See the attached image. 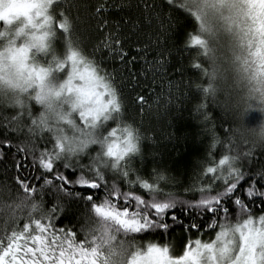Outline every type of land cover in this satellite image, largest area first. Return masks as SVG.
I'll use <instances>...</instances> for the list:
<instances>
[{"label":"snow or ice","instance_id":"snow-or-ice-1","mask_svg":"<svg viewBox=\"0 0 264 264\" xmlns=\"http://www.w3.org/2000/svg\"><path fill=\"white\" fill-rule=\"evenodd\" d=\"M16 3V7L0 9L5 27L16 17H25L0 51V86L22 94L35 86V92L29 96L34 102L26 104L17 96L18 108H0V165L5 171L15 165L18 173L15 198L9 203L0 196L4 214L0 264H101L102 238L84 233L81 239L75 231L76 225L83 231L76 214L84 219L89 209L101 218L105 236L115 228L144 242L145 249L138 248L129 264H264V125L250 129L242 122L253 102L260 107L258 98H264V0H137L135 5L122 0L115 7L121 13L128 9L136 19L130 24L115 21L116 31L106 18L112 6L99 4L95 12L103 22L98 27L110 29L100 42L107 55L99 59L95 54L102 51L100 44L88 54L79 38L73 39V24L63 11L62 0ZM189 20L192 31L185 29L186 41L176 45L170 30ZM126 27L130 31L125 34ZM21 35L27 39L17 47ZM133 35L138 40L147 35L148 43L137 45L136 55L129 58L125 48ZM7 36V31H0V37ZM58 37L65 44L60 55L51 44ZM32 48L42 54L47 66L26 63ZM150 51L155 53L152 60L148 59ZM4 52L15 73L5 74L9 65L3 63ZM173 53L192 57L191 68L197 71L193 79L207 81L195 88L230 121L229 144L240 141L245 146L241 149L237 144L231 155H224L219 171L208 167L213 175L199 187V198L185 200L187 207L180 211H170L177 209L171 193L162 201L146 200L130 187L139 184L148 192L158 191L156 183L140 176L129 179L134 169L127 157L139 151L146 137L127 122L125 97L117 80L128 71L135 81L129 66L136 60L148 66L140 75L166 76ZM109 61L116 66L109 67ZM175 70L183 72V63ZM54 72L67 73L58 88L46 83ZM174 84L169 81V88ZM197 110L205 122L210 119L205 103L198 104ZM112 122L117 127L109 130ZM21 153L31 162L17 160ZM257 154L260 159L254 160ZM8 192L7 184L0 185V194ZM46 196L51 198L50 207H46ZM61 212L62 219L76 216V223L57 228ZM173 225L178 235L172 232ZM186 232L208 239L189 238L185 244ZM157 234L176 237L182 254H170L168 243L146 240Z\"/></svg>","mask_w":264,"mask_h":264},{"label":"trees","instance_id":"trees-1","mask_svg":"<svg viewBox=\"0 0 264 264\" xmlns=\"http://www.w3.org/2000/svg\"><path fill=\"white\" fill-rule=\"evenodd\" d=\"M121 2L122 0H62L63 11L71 18L73 24V39L79 38V45L86 53L92 54L97 44H100L102 51L95 54L96 58L99 59L101 55H107V50L103 49L100 42L110 29L98 27L103 22L95 12L99 4L112 6L109 8V13L106 14L109 24L112 25V31H116L115 21L121 20L122 23L130 24L131 20L136 19V15L130 13L128 9L121 13L120 9L115 7ZM124 2L135 5L137 0H124ZM59 11L60 9H57L58 18ZM192 27L191 20H189L184 21L181 27L170 30L172 41L176 45H183L187 39L185 29L190 32ZM128 31L130 29L126 27L124 33L126 34ZM57 32L60 33L62 30L57 28ZM130 39L132 43L130 45L126 43L125 48L129 52V58L136 55L137 45L143 47L144 43H148L147 35L140 40L135 35L131 36ZM152 39L155 40V35ZM54 44L59 54L65 50L63 39L59 37L54 39ZM154 55L155 53L150 51L148 59L152 60ZM191 59L192 57L187 53L183 57L173 53L168 57V75L160 76L158 74L155 77L151 72L140 75L139 73L147 69L148 66L143 61L136 60L129 66L133 76H135V81L129 76L128 71L124 72L123 79L117 77L125 97L123 103L127 109L126 120L138 128L146 137L140 142L139 151L127 157V161L134 169L129 174V179L134 180L136 176H140L142 179L148 180L149 183H156L158 191L148 192L139 184H133L130 187L137 189V194L144 195L146 200L162 201L171 193L175 198L174 203L177 209L170 211H180L179 208L187 207L183 202L192 199L193 196L198 199L199 187L203 183L209 182L207 178L213 175L207 172V168L214 166L219 171L220 168L224 167L219 164L224 155H231V149L237 144L241 149L245 147L240 141L229 144L230 121L227 120L220 107L212 104L210 100H204L195 88V84L206 83L207 81L206 79H193L197 77V71L191 68ZM181 62L184 70L177 72L175 69L181 67ZM108 65L109 67L116 66L111 61L108 62ZM169 81L175 82L171 89L169 88ZM139 97H144V99L141 100ZM201 102L206 104V111L210 114V119L206 122L203 119V113L197 110V105ZM35 108L37 111L39 110L38 105ZM242 122L247 128L258 129L264 125V111H261L256 106V102H253V107L244 113ZM113 127H117L114 122L110 123L109 130ZM213 132L215 133V143ZM117 135H120L119 131ZM16 159L31 162V158L23 153L18 155ZM253 159L259 160L260 157L257 154ZM23 167L27 170V164H24ZM67 171L71 172L72 170L68 169ZM157 173L159 176H164L166 173L170 176V181L161 187L160 180H157ZM17 174L15 165L8 168L7 171L4 170V166L0 165V185L7 184L9 189L8 193L0 194V196L9 203L18 192L17 182L14 179ZM241 184L243 185L244 181H241ZM76 187L80 188V186ZM128 187L125 186L124 190H127ZM19 191L22 192V190ZM50 199V197H45L46 207L51 206ZM81 211L86 210L82 208ZM76 216L80 217L82 223L83 217L80 213H77ZM76 216L69 215L62 219L64 213L61 212L56 218L59 221L57 228L63 227L65 224L70 226L75 224ZM35 218H39L38 214ZM22 220L23 218H21ZM3 221L4 214L0 211V226L3 225ZM75 231L79 233L81 239L84 238V232L80 230L79 225H76ZM158 231L163 232V230ZM178 231L177 227L173 225L172 232L178 235ZM197 237L202 240L208 239L199 233L192 235L186 232L183 243L186 244L189 238L195 241ZM147 239H152V242L161 245L168 243L176 254H182L176 237L171 234L162 238L157 234L155 238Z\"/></svg>","mask_w":264,"mask_h":264},{"label":"clouds","instance_id":"clouds-1","mask_svg":"<svg viewBox=\"0 0 264 264\" xmlns=\"http://www.w3.org/2000/svg\"><path fill=\"white\" fill-rule=\"evenodd\" d=\"M18 6L16 0H3L0 3V9H6L9 7ZM25 17L18 16L12 20L11 24L5 27L3 21H0V31H7L9 36L0 37V51H2L6 45L7 40L11 38V35L14 34L15 29H17L21 24L24 23ZM26 37L21 35L17 37L16 46L19 47L20 44L26 42ZM51 44L54 47V38L51 40ZM57 55H60L58 52ZM7 52H4L5 59L3 63L5 65H9L6 69H4L5 74L15 73L16 68L14 65L10 64V61L7 59ZM62 58V57H61ZM26 63L34 64L38 66H47V61L44 59L41 53H38L35 48L30 49L29 58ZM26 71L24 75H26ZM67 73L65 72L62 76L59 73H51L46 83L49 86H54L58 88L62 83L63 79L66 78ZM35 86L32 89H29L27 93H20L18 89L8 88L7 86H0V108H18L15 104V98L20 96L25 103H30L34 101L29 100V96L34 94ZM258 103L261 108H264V98H258ZM39 106V105H38ZM40 107V106H39ZM66 107V105H65ZM262 111V110H261ZM264 140V138H261ZM157 177H159V173H157ZM164 180H160V186L163 187L170 181V176L164 173ZM82 230L89 237L92 235H97L101 237L100 239V250L103 252V258L101 259V264H129V259L133 257V253L137 251L139 248L141 251L145 249L144 242H140L135 240L131 235H125L122 231H117L115 228H112L110 234L105 236L103 232V225L101 223V218L97 217L94 212L90 209L86 211L85 217L82 222ZM170 254L175 255L176 253L173 249L170 248Z\"/></svg>","mask_w":264,"mask_h":264}]
</instances>
